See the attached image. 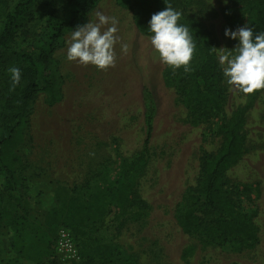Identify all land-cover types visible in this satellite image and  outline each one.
<instances>
[{"label":"rangeland","instance_id":"rangeland-1","mask_svg":"<svg viewBox=\"0 0 264 264\" xmlns=\"http://www.w3.org/2000/svg\"><path fill=\"white\" fill-rule=\"evenodd\" d=\"M20 1L13 0V6ZM227 6L225 0H188L184 10L211 32L218 59L222 47L235 55L234 47L239 43L224 35L226 28L235 31L239 27L230 25L224 17ZM97 10L119 21L117 35L121 42L115 46L116 66L100 70L91 64L68 61L73 30L66 27L58 43L62 47L49 65L39 64L41 73L57 91L58 103L49 106L43 82L33 77L24 82L28 86L34 83L32 90L37 88L29 100L28 123L16 127L21 112L17 104L12 109L0 107V142L14 128L24 134V141L14 147L23 160L20 174L30 219L23 247L40 255L33 260L19 254L13 246L11 228L2 226L0 264H125L131 256L138 264H264V94L246 116L247 152L228 173L231 185L252 188L250 194H240L239 198L245 212L257 213L254 223L260 243L254 249H241L235 243L205 247L182 231L175 212L197 185L202 153L217 152L221 138L208 124L188 119L175 91L164 82L166 69L172 68L160 61L151 36L138 30L132 11L121 8L115 0H102L89 21L97 22ZM68 16L63 0H37L25 14L29 35H23L14 50L30 49V43L46 49L54 26L67 21ZM121 43L129 46L127 54L122 52ZM2 53L10 57L13 50ZM2 80L0 74V97ZM225 86L226 112L231 116L247 99L226 79ZM148 100L154 105L155 116L150 151L140 162L147 137ZM131 169L138 177L136 195L148 207H132L126 212L112 207L103 222L89 229L92 247L108 246V254L104 250L95 252L92 247L85 252L84 238L75 237L64 226L45 224L47 213L59 205L58 188H66L69 193L76 190L80 199L87 200L125 178L124 172ZM5 184L6 177L0 174V194ZM133 212L140 216L132 217Z\"/></svg>","mask_w":264,"mask_h":264},{"label":"trees","instance_id":"trees-1","mask_svg":"<svg viewBox=\"0 0 264 264\" xmlns=\"http://www.w3.org/2000/svg\"><path fill=\"white\" fill-rule=\"evenodd\" d=\"M36 1L22 0L13 6V0H0V74L3 77L0 107L5 110L18 105L21 112L16 127L28 123L29 100L37 89L32 90L34 83L28 86L27 82L24 85L25 80L39 78L48 94L49 106L53 107L58 103L57 91L50 80L43 76L39 64L49 65L52 56L62 47L58 43L63 39L66 27L75 30L77 25L87 23L89 15L102 0H63L64 8L69 12L68 20L57 22L46 49H38L37 45L30 43V49L14 50L19 39L23 35H29L24 24L25 14ZM115 1L121 8L132 11L136 27L146 36L153 35L149 29L151 16L166 8L165 0ZM227 1L228 6L223 13L230 25L241 26L244 23L253 27L254 33L264 32V0ZM167 3L182 13L178 23L189 27L196 51L190 72L185 73L183 68L175 71L166 69L165 85L175 91L186 108L190 121L208 124L211 131L221 138L217 152L202 153L197 185L183 198L175 212L176 221L186 235L205 247L235 243L241 249H254L260 243L259 232L254 223L257 213L245 212L239 198L240 194H250L252 188L244 185L239 189L236 185H231L228 173L247 152V139L244 134L246 116L254 102L264 94V89L246 94V103L228 116L226 77L219 63L217 49H212L216 48V44L211 32L202 22L184 14L188 0H167ZM8 50H13L10 57L2 53ZM11 67H18L22 72L21 81L14 91H10L12 81L8 69ZM154 114V105L148 100L145 118L147 137L140 162L145 161L150 151ZM23 141L24 134L21 129L14 128L11 135L0 142V174L6 177L5 187L0 194V229L2 226L10 227L14 235L13 246L18 253L23 257L38 260V253L33 254L32 250L23 247L28 238L26 228L30 219L28 202L24 195L26 186L20 174L23 160L14 150V147ZM123 175L125 178L122 177L107 188L96 191L87 200L80 199L75 194L76 190L69 193L66 188H58L56 199L59 205L47 213L45 224L50 227L64 226L75 237L84 238L83 248L86 252L92 247L89 243V229L103 222L112 207L119 212H126L132 207L143 210L148 207L145 201L136 195L138 177L134 170L125 171ZM133 213L135 215L132 217L140 216L137 212ZM34 238L37 239V236ZM44 243L46 244V241ZM92 249L95 252L104 250L106 254L111 250L104 245ZM125 264H138V260L131 256Z\"/></svg>","mask_w":264,"mask_h":264},{"label":"clouds","instance_id":"clouds-1","mask_svg":"<svg viewBox=\"0 0 264 264\" xmlns=\"http://www.w3.org/2000/svg\"><path fill=\"white\" fill-rule=\"evenodd\" d=\"M165 3L166 8L154 13L149 21V29L153 33L151 45L158 52L160 61L173 71L183 68L185 73L190 72L196 44L189 27L178 23L182 13L173 9L167 0ZM95 16L97 22L88 21L73 30L67 60L107 70L116 66L115 46L121 42L117 35L119 21L100 10ZM224 35L239 40L234 47L235 55L232 51H224V47L219 54L227 84L244 94L264 89V32L254 33L253 27L245 24L235 31L226 28ZM212 49L215 51L217 48ZM121 50L127 54L129 46L121 43ZM8 71L12 81L10 91H14L21 81L22 72L18 67H11Z\"/></svg>","mask_w":264,"mask_h":264},{"label":"bare ground","instance_id":"bare-ground-1","mask_svg":"<svg viewBox=\"0 0 264 264\" xmlns=\"http://www.w3.org/2000/svg\"><path fill=\"white\" fill-rule=\"evenodd\" d=\"M119 64V63H118ZM120 66V65H119ZM120 69V68H119Z\"/></svg>","mask_w":264,"mask_h":264}]
</instances>
